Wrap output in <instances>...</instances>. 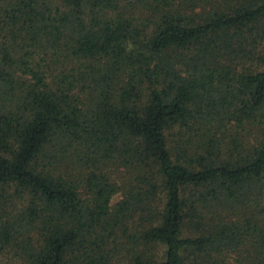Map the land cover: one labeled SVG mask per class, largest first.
<instances>
[{
	"label": "trees",
	"instance_id": "1",
	"mask_svg": "<svg viewBox=\"0 0 264 264\" xmlns=\"http://www.w3.org/2000/svg\"><path fill=\"white\" fill-rule=\"evenodd\" d=\"M122 249L264 264V0H0V264Z\"/></svg>",
	"mask_w": 264,
	"mask_h": 264
},
{
	"label": "rangeland",
	"instance_id": "2",
	"mask_svg": "<svg viewBox=\"0 0 264 264\" xmlns=\"http://www.w3.org/2000/svg\"><path fill=\"white\" fill-rule=\"evenodd\" d=\"M48 1L50 2L51 0H48ZM55 3L56 2H53V4H55ZM12 190H13V188H8V193H12ZM120 198H121V194H120V192H118L115 195H113L111 203L115 204L117 201L120 200ZM17 203L19 205L20 202H17ZM152 249H153V253L155 254V256H157L158 258L162 257V254H163V251H164V247L162 245H157V246L153 247ZM124 252H125V250L122 249L118 253V257H117V258H119L122 261L121 264H127V262L124 261L125 260L124 259Z\"/></svg>",
	"mask_w": 264,
	"mask_h": 264
}]
</instances>
